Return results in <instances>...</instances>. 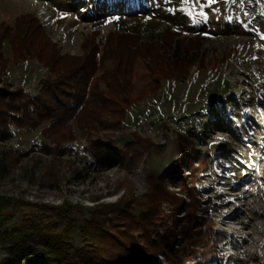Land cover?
<instances>
[{"label": "rangeland", "instance_id": "374dc122", "mask_svg": "<svg viewBox=\"0 0 264 264\" xmlns=\"http://www.w3.org/2000/svg\"><path fill=\"white\" fill-rule=\"evenodd\" d=\"M205 3L0 0V24L12 25L16 17L31 14L61 54L80 56L82 42L93 31L104 38L109 32L138 29L151 41H159L168 30L181 37L201 36L194 50L180 53L188 64L186 75L162 81L155 96L148 94L129 107L121 132L100 133L88 141L77 131L78 138L65 144L67 152L55 155L45 151L48 144L39 130L7 127L6 139H0V263L12 255L13 227L32 216L71 218L81 226L100 205L144 199L150 176L157 179L181 161V176L188 177L187 166L198 168L197 160L204 157L210 168L196 170V215L204 209L212 217L218 257L205 261L199 246L183 241L182 229L190 221L186 208L177 218L166 216L156 231L137 235L130 241L132 248L140 250L173 233L175 251L192 249L185 264H264V0H217L203 9L206 20L197 15ZM167 50L172 57L174 45ZM3 52L9 64L6 74H0V87L9 84L11 90L36 97L46 69L32 59L14 63L8 45ZM146 65L141 59L133 65L135 92L147 89ZM132 132L150 141V148L125 147ZM120 151L131 155V161L122 159ZM11 155L15 161L7 166ZM163 180L187 203L175 185H168L167 175ZM169 209L164 205L165 212ZM133 214L139 215L137 208ZM226 214L232 216L224 220ZM238 224L240 231L233 233ZM121 240L69 241L76 254L97 260L126 242ZM91 244L100 249L88 252ZM156 261L165 264L162 254Z\"/></svg>", "mask_w": 264, "mask_h": 264}, {"label": "trees", "instance_id": "16d2710c", "mask_svg": "<svg viewBox=\"0 0 264 264\" xmlns=\"http://www.w3.org/2000/svg\"><path fill=\"white\" fill-rule=\"evenodd\" d=\"M98 35L99 32L93 31L81 44L82 54L73 56L61 54L39 19L31 14L16 17L12 25L0 24V74H6L9 64L4 45L9 46L14 63L32 59L47 71V78L34 98L24 96L20 89L11 90L9 84L0 87V139H6L9 126L39 130L48 144L45 151L63 155L67 152L65 144L78 138L77 131L85 133L88 141L100 133L121 132L129 107L148 94L155 96L162 81L186 75L188 64L180 53L194 50L201 40L199 35L181 37L180 32L171 30L159 41L144 40L138 29L109 32L104 38ZM172 45L175 51L170 57L167 49ZM137 59L147 61L150 76L147 89L139 92L132 85V68ZM225 59L226 56L221 61ZM108 65L110 68L106 69ZM131 137L132 142L125 147L150 148L151 142L137 133L132 132ZM118 154L122 159L129 155L121 151ZM131 158L128 156L127 161ZM13 161L12 155L9 156L6 165L11 166ZM196 164L198 168L187 166L188 177L181 176V161L165 168L157 179L150 176L149 192L144 199L100 205L93 210L91 220L81 226L71 218L32 216L13 227L12 246L8 250L12 255L0 264H157L160 254L165 264H185L192 249L185 246L181 253L175 251L173 233L140 250L130 244L137 235L142 237L159 229L166 216L177 218L181 208L187 209L184 215L190 218L182 229L183 241L199 246L205 261L217 258L214 221L204 209L202 215H196L200 209L196 170L210 167L204 157ZM166 175L171 180L168 185H175L187 197V203L167 187L163 180ZM164 205L170 206L169 212L163 210ZM135 208L138 216L133 214ZM71 238L82 242L121 239L126 242L115 245L96 260L84 259L72 251ZM87 246L88 252L90 248L100 249L93 244Z\"/></svg>", "mask_w": 264, "mask_h": 264}, {"label": "snow or ice", "instance_id": "6c2138e0", "mask_svg": "<svg viewBox=\"0 0 264 264\" xmlns=\"http://www.w3.org/2000/svg\"><path fill=\"white\" fill-rule=\"evenodd\" d=\"M217 2V0H206V3L205 4H200L199 5V7H200V12L199 13H197V15L198 16H200L201 18H203V19H207V15H206V13L203 11V9L205 8V7H209V8H211L215 3ZM185 3H187V0H185ZM185 11L187 12V14L188 15H192L193 14V12H192V10L191 9H185ZM261 39H264V36H262L261 37ZM253 58H255V57H253Z\"/></svg>", "mask_w": 264, "mask_h": 264}, {"label": "bare ground", "instance_id": "6f19581e", "mask_svg": "<svg viewBox=\"0 0 264 264\" xmlns=\"http://www.w3.org/2000/svg\"><path fill=\"white\" fill-rule=\"evenodd\" d=\"M231 216H232V214H226V215L223 216V219H224V220H227V219H229ZM240 228H241V226H240V224H238V225L236 226L235 229L238 231Z\"/></svg>", "mask_w": 264, "mask_h": 264}, {"label": "water", "instance_id": "95a60500", "mask_svg": "<svg viewBox=\"0 0 264 264\" xmlns=\"http://www.w3.org/2000/svg\"><path fill=\"white\" fill-rule=\"evenodd\" d=\"M181 212H182V211H181ZM181 212H180V213H181Z\"/></svg>", "mask_w": 264, "mask_h": 264}]
</instances>
